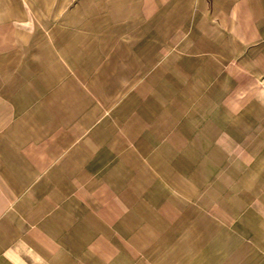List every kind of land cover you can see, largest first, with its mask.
<instances>
[{
  "label": "rangeland",
  "instance_id": "rangeland-1",
  "mask_svg": "<svg viewBox=\"0 0 264 264\" xmlns=\"http://www.w3.org/2000/svg\"><path fill=\"white\" fill-rule=\"evenodd\" d=\"M1 197L12 262L264 264V0H0Z\"/></svg>",
  "mask_w": 264,
  "mask_h": 264
},
{
  "label": "crops",
  "instance_id": "crops-1",
  "mask_svg": "<svg viewBox=\"0 0 264 264\" xmlns=\"http://www.w3.org/2000/svg\"><path fill=\"white\" fill-rule=\"evenodd\" d=\"M13 170H17V167L16 168H13ZM5 209V211L7 212L8 209H9V204H8V200H7V197L6 198H3L1 197V200H0V212L3 211ZM28 212V211H27ZM26 212V213H27ZM10 214H8V217L5 218L3 221H1L0 223V264H20V262L16 263V262H12L10 261L7 257H6V254H4L3 252V248H2V243H3V240H7L6 239V236L7 235H20V234H23V230L21 231H17L15 225L17 224L15 221H13L14 216L12 214V212H9ZM33 213L34 211L31 209L30 213L28 214H23V216L25 217V220L29 221V219H32L33 217ZM28 234V233H27ZM30 234H32L30 232ZM29 234V236H30ZM5 236V239L3 238ZM28 240H31V238H28L26 240V247L27 246H30V243H28ZM30 249V247H29ZM29 254V252L27 253V255ZM26 255V258L24 262H22V264H33L31 261H30V258ZM21 260L23 261L24 259L21 258Z\"/></svg>",
  "mask_w": 264,
  "mask_h": 264
}]
</instances>
